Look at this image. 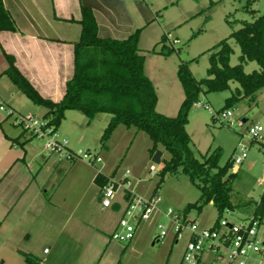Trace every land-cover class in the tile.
<instances>
[{
  "label": "rangeland",
  "instance_id": "374dc122",
  "mask_svg": "<svg viewBox=\"0 0 264 264\" xmlns=\"http://www.w3.org/2000/svg\"><path fill=\"white\" fill-rule=\"evenodd\" d=\"M154 2L162 6L159 11L162 18H158V21L163 23L164 32L171 34L170 38H177L179 42L178 44L167 42L162 52L167 53V47L173 49L167 56L162 55L163 58L152 56V49H147L150 51L141 55L144 57V67L150 72L155 71L152 76L154 84L151 83L157 95L156 111L173 118L184 98L176 75L178 65L182 62L188 63L195 80L206 79L208 59L217 51V45L225 40L233 50L229 65H237L240 49L233 39H229V36L239 30L243 22H252L264 14V0H169L166 5H162L164 4L162 0H154ZM171 2L174 3L171 5ZM157 50H159L158 46L155 51L158 52ZM2 64L0 63V68ZM243 69L244 73L250 74L252 71H258L259 67L255 62H248ZM11 85L6 77L2 78L3 91H8ZM235 87L238 86L230 84V89L227 91L206 94L201 92L198 98L200 105L192 106L186 125L190 149L199 162H203L205 157L219 150L218 167L221 168L233 156L241 154L240 145L246 147L244 161L236 170L231 165L224 178L229 179L230 199L235 207L229 210L230 214L225 210L220 217L233 223L253 215L254 204L258 202L264 190V89L256 93L254 102L246 98L224 110V102ZM203 90H205L204 86ZM20 97L28 103L25 96ZM227 110L232 112L231 121H217V117L220 118L221 113ZM109 119L110 115L98 114L88 123L82 113L67 111L55 132L60 139L67 141V148L70 151L98 155L102 162L96 170L108 176L113 175L114 181L121 180L125 171H129V185L124 189L116 188L113 200L117 199L124 205L125 199L122 196L125 195L126 190L139 197H149L152 193H156L162 199L161 211L171 208L181 221L185 219L194 221L203 228L211 227L218 218V213L212 204L205 205L200 211L185 210L189 204L198 202L199 205L200 191L180 169L176 173L166 174L162 183L157 186L162 161L168 160L169 155L158 147L157 151L162 153L161 161L159 164L152 162L155 153L151 156L152 144L145 133L118 126L102 145L101 136ZM6 120L12 121L11 118ZM243 120L246 122L242 127H238V122ZM257 125L263 128V132L260 139L252 140L247 130ZM24 134L28 136L27 133ZM32 140L37 152L49 155L45 151L44 139ZM74 162H77L81 169H87L89 172L87 176L92 177L94 172L84 165L86 164L84 161L79 159ZM95 191L94 186L87 189L83 187L80 190L85 200H89ZM248 202L250 203L245 206ZM118 216L114 214L115 218ZM157 223L164 224L166 228V236L159 241H156L159 234ZM261 229H264V219L261 221ZM109 232L103 234L104 240L99 245L98 254L92 264H98L107 246L109 250L101 264H213L210 254L200 255L199 260L193 263L185 261L184 255L190 235L187 229L183 228L181 237L175 241L172 224L161 212H154L146 222L140 223L134 239L129 243L113 241L112 233ZM4 264H14V261L6 259Z\"/></svg>",
  "mask_w": 264,
  "mask_h": 264
},
{
  "label": "crops",
  "instance_id": "0c3cea01",
  "mask_svg": "<svg viewBox=\"0 0 264 264\" xmlns=\"http://www.w3.org/2000/svg\"><path fill=\"white\" fill-rule=\"evenodd\" d=\"M2 2L15 31L0 32V99L21 116L44 117L47 110L26 97L28 103L23 101L20 96L24 95L12 83L8 91L1 89L2 78H7L2 73L8 67L4 54L12 57L16 69L44 99L59 102L73 74V45L80 39L81 6L92 10L100 38L124 40L140 30V55L158 46L152 56L163 58L167 56L161 54L166 43L178 41L164 32L163 23L158 21L162 6L154 0ZM168 2L162 0V5ZM144 71L154 84L155 71L145 67ZM32 139L0 116V264L6 259L26 264L21 252L35 256L40 264H92L103 234L115 230L126 202L122 205L115 199L112 208L102 207L95 168L82 163L94 172L88 177V170L77 162L59 161L54 155L37 152ZM101 176L107 181L113 179V175ZM90 186L96 188L95 194L85 200L80 190ZM108 250L107 246L98 264Z\"/></svg>",
  "mask_w": 264,
  "mask_h": 264
},
{
  "label": "trees",
  "instance_id": "16d2710c",
  "mask_svg": "<svg viewBox=\"0 0 264 264\" xmlns=\"http://www.w3.org/2000/svg\"><path fill=\"white\" fill-rule=\"evenodd\" d=\"M80 13L81 34L73 45V74L66 82L64 96L59 102L44 99L16 69L12 57L5 54L8 67L2 75L7 76L33 105L47 110L44 118H48L55 129L60 126L65 112L77 111L88 123L98 114L110 115L101 136L102 145L118 126L145 133L152 144L151 156L158 147L169 155L168 160L162 161L157 186L166 174L180 169L200 191L199 205L198 202L189 204L185 210L200 211L211 203L218 213L217 222L225 210L235 207L230 199V186L227 187L229 179H224L232 163L230 160L218 167L219 150L205 157L203 162L194 157L186 132L188 114L198 103L201 92L227 91L230 84L238 87L225 100L224 110L246 98L255 101L256 93L264 89V14L252 22H243L239 30L230 34L229 39H233L240 49L237 65H229L233 50L227 40L220 42L217 51L210 55L206 79L195 80L188 63L178 65L176 75L184 98L176 116L170 118L156 111L157 95L144 73V57L138 51L140 30L124 40L100 38L92 10L81 6ZM3 31L14 32L15 23L0 0V32ZM155 52L153 48L151 53ZM169 52L161 54L168 55ZM248 62H255L259 70L244 73L243 67ZM203 86L205 90L202 91ZM95 182L101 188L107 179L97 175ZM253 216L261 221L264 219V190L254 204ZM20 255L26 264H40V260L31 254L21 252Z\"/></svg>",
  "mask_w": 264,
  "mask_h": 264
},
{
  "label": "built area",
  "instance_id": "2783aa9c",
  "mask_svg": "<svg viewBox=\"0 0 264 264\" xmlns=\"http://www.w3.org/2000/svg\"><path fill=\"white\" fill-rule=\"evenodd\" d=\"M178 42L173 40V44H178ZM194 105L199 106L200 103ZM204 108L208 109L207 106ZM0 116L4 119L11 118L13 124L27 133L29 137L44 139L45 151L49 155L56 156L59 161L74 162L80 159L95 169L102 162L98 155L70 151L67 148V141L59 138L48 118L18 115L1 99ZM231 118L232 112L227 110L221 113L220 118L217 117V121L230 122ZM243 124L242 121H239L237 126L242 127ZM247 132L250 139L257 140L261 138L263 128L258 125L251 126ZM240 152V155L233 156L231 159L234 170L246 158L244 145H240ZM129 174L128 170L125 171L123 178L119 181L108 179L107 183L99 189L98 197L102 207L112 208L115 189L119 187L124 189L129 185ZM97 175H102V173L97 170ZM124 199L126 202L125 211L112 232L111 239L113 241L131 242L138 225L146 222L154 212H161L163 217L172 224L175 241L181 237L183 228H186L190 235L184 255L185 261L193 263L199 259L200 255L210 254L213 264H264V229H261V220L253 215L236 223L220 217L211 227L203 228L194 221L185 219L181 221L171 208H167L164 212L161 211L162 199L156 193H152L149 197H139L126 190ZM226 213L230 214V211L227 210ZM156 227L159 230L156 241H159L166 236V228L162 223H157Z\"/></svg>",
  "mask_w": 264,
  "mask_h": 264
},
{
  "label": "water",
  "instance_id": "95a60500",
  "mask_svg": "<svg viewBox=\"0 0 264 264\" xmlns=\"http://www.w3.org/2000/svg\"><path fill=\"white\" fill-rule=\"evenodd\" d=\"M242 122L245 123L246 120H243ZM161 157H162V153L160 151H156L152 157V162L159 164L161 161ZM227 187L229 188V185Z\"/></svg>",
  "mask_w": 264,
  "mask_h": 264
}]
</instances>
